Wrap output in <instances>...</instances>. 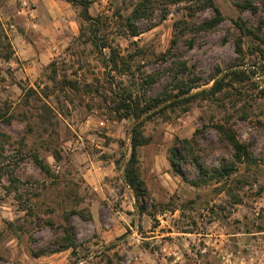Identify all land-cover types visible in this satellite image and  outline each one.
Listing matches in <instances>:
<instances>
[{
  "label": "rangeland",
  "instance_id": "rangeland-1",
  "mask_svg": "<svg viewBox=\"0 0 264 264\" xmlns=\"http://www.w3.org/2000/svg\"><path fill=\"white\" fill-rule=\"evenodd\" d=\"M131 1L89 5L121 56L114 66L109 48L100 52L79 37L83 21L69 2L0 0V23L13 49L9 60L0 59V110L11 117L0 119V264H264V0H249L256 11L238 9L245 0H213L223 21L197 32L188 23L210 17L212 9L204 0H179L139 20L136 36L122 34L118 16ZM37 6L39 13L30 15ZM238 17L261 36L246 38L242 53L234 49ZM170 46L173 57L164 60L160 54ZM180 62L184 78L195 82L191 93H201L144 122L147 142L137 147V159L146 194L137 199L124 181L134 121L119 117L124 109L116 92L139 98L167 92L175 74L167 66ZM155 72L159 79L146 87ZM218 78L221 89L207 91ZM44 102L55 112L50 119ZM217 123L232 127L256 164L219 177L221 162L233 158ZM191 137L188 146L180 144ZM172 147L197 158L202 167L185 158L179 166L199 185L173 170ZM69 240L73 246L64 247Z\"/></svg>",
  "mask_w": 264,
  "mask_h": 264
},
{
  "label": "trees",
  "instance_id": "trees-1",
  "mask_svg": "<svg viewBox=\"0 0 264 264\" xmlns=\"http://www.w3.org/2000/svg\"><path fill=\"white\" fill-rule=\"evenodd\" d=\"M69 2L71 5L78 8L79 16L81 17L83 24L79 27V37H86L93 43V45L99 49L101 52L102 48H109V59L113 63L114 66L118 63L121 56L119 52H117L112 46L108 43L107 39L103 34H101V27L103 22H101L98 16H92L89 13V5L91 0H65ZM179 0H132L130 4L129 11L122 15H118L121 18V24L123 27L122 34L136 36L141 33L140 27L138 25V21L141 19H148L153 16L154 12L157 9H160L164 13L166 12L167 5L171 3H176ZM206 4L205 6H209L212 9L213 14L199 22H190L188 23V29L197 31H210L217 27L222 21L223 16L219 8L214 4L213 0H204ZM236 6L240 10L250 9L251 11L257 10V5L252 4L251 1L245 0L236 3ZM85 23V24H84ZM233 27L238 32L234 39V49L236 53H242L243 51V43L246 38H261L258 30L253 28V26L248 25L241 17L232 21ZM172 46H170L166 52L160 54L164 60L172 59L173 57ZM13 55V49L11 43L4 33L3 28L0 23V59L9 60ZM54 64L51 62L50 65ZM171 64V62H170ZM170 64L167 66L169 71L175 72L172 76L173 86L171 90L167 92H161L159 94L147 97H137L136 94L132 93L131 90H122L121 92H116V97H118V104L120 108L124 109L123 114H120V118H128L131 117L133 119V124L129 130V140H130V154L126 161L124 167V181L129 185L132 189L135 197L137 199L142 198L146 194V186L144 181L141 179L138 171V159H137V147L143 145L147 142V139L144 137L142 133V127L144 122L148 119L152 118L153 115H157L161 113L164 109L179 105V103H189L201 92H192L194 87V81L189 80L188 78H184V74L186 71V64L184 62H180L178 66L172 67ZM182 67V70L179 68ZM175 69V70H174ZM166 71V69H164ZM53 72L55 69L53 68ZM160 77L158 72L149 74L147 78L144 80V84L146 87H150L153 83H155ZM52 80L55 81V77H51ZM69 84L73 89H78L77 83H74L72 80H63L62 84ZM222 78H218L214 81L213 85L207 90L210 92L218 91L221 89ZM29 94H35V90L31 87L27 88ZM264 91V90H263ZM166 104L164 102L168 101ZM28 102V99L26 100ZM41 109L45 112L46 117L48 119L51 118V115H54L55 112L53 108H51L46 102L42 104ZM143 114L144 117L139 119ZM42 117V116H41ZM10 115L7 114L6 111L0 110V119H5L6 121L10 120ZM220 138L224 139L232 149V158L233 160L230 162H221L220 168L216 173L219 174V177L229 176L231 173L238 170V165H252L257 163V158H255L247 144L241 142L232 127L227 126L224 123H217L215 125ZM194 141V137L191 138H183L179 140L180 144L183 147L188 146ZM189 161L194 165L202 167L197 161L195 156L191 158H186L184 154L176 148L172 147L169 149L168 160L173 168L178 174H180L184 180L188 181L191 185L197 186L200 183V179H187L182 173L181 167L179 166L180 161ZM32 159L34 163L46 174H50V166L37 154H32ZM188 159V160H186ZM202 175H206L208 170L202 168L200 169ZM235 196V201H239L238 194H233ZM145 208L141 205V212H144ZM66 234L69 236L70 228L65 227ZM73 243L71 240L67 241L64 244V247H72Z\"/></svg>",
  "mask_w": 264,
  "mask_h": 264
},
{
  "label": "crops",
  "instance_id": "crops-1",
  "mask_svg": "<svg viewBox=\"0 0 264 264\" xmlns=\"http://www.w3.org/2000/svg\"><path fill=\"white\" fill-rule=\"evenodd\" d=\"M24 2H25V1H24ZM25 3H26V2H25ZM36 12L39 13V12H38V6L35 7V8H33V9H31V10H29L30 15H33V13L36 14Z\"/></svg>",
  "mask_w": 264,
  "mask_h": 264
},
{
  "label": "built area",
  "instance_id": "built-area-1",
  "mask_svg": "<svg viewBox=\"0 0 264 264\" xmlns=\"http://www.w3.org/2000/svg\"><path fill=\"white\" fill-rule=\"evenodd\" d=\"M22 5L23 6H26V3L25 2H22ZM242 264H248L247 262H243Z\"/></svg>",
  "mask_w": 264,
  "mask_h": 264
}]
</instances>
